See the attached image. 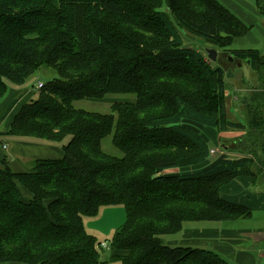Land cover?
<instances>
[{
    "label": "trees",
    "instance_id": "1",
    "mask_svg": "<svg viewBox=\"0 0 264 264\" xmlns=\"http://www.w3.org/2000/svg\"><path fill=\"white\" fill-rule=\"evenodd\" d=\"M252 1L264 16V0ZM250 29L218 0H0V99L8 83L23 85L43 68L54 74L19 110L9 134L70 138L62 159L35 161L30 172L15 174L0 162V264H104L107 249L83 218L117 205L126 220L108 241L111 262L229 264L214 250L171 247L165 237L191 223L252 217L220 190L239 176L264 179V108L248 100L249 123L229 119L228 73L187 47L182 35L231 51L263 85L264 55L233 49ZM158 30L165 35L160 42L141 35ZM190 74L206 85L200 100L198 91L194 97L171 88L174 80L194 82ZM113 95L136 103L116 102L109 114L75 107ZM197 126L245 133L234 146L248 153L182 172L211 156V138ZM109 137L122 157L104 152Z\"/></svg>",
    "mask_w": 264,
    "mask_h": 264
},
{
    "label": "crops",
    "instance_id": "2",
    "mask_svg": "<svg viewBox=\"0 0 264 264\" xmlns=\"http://www.w3.org/2000/svg\"><path fill=\"white\" fill-rule=\"evenodd\" d=\"M218 1L242 24L251 28L246 36L235 40L233 49H253L264 55V19L258 18L262 15L256 3L252 0ZM259 6L264 10V1H260ZM30 79L23 85L8 83V92L5 97L0 99V162L6 161L15 174L30 172L32 164L38 160L62 159L63 148L70 141V138L63 142H54L9 134L12 122L19 110L35 98L36 85ZM200 129L199 131L206 133L209 138L216 141H219V137L221 138V135L212 128L201 127ZM225 135L229 137L228 133H223L222 136L226 137ZM241 135L237 132L232 133L233 138L236 137V139ZM210 148L214 154H211L206 163L195 167H206L223 159L243 157V153L237 151L235 146H231V148L226 146L224 153L227 154L223 157L216 156L219 153L217 146L210 145ZM18 187L22 199L30 200V193L22 186ZM220 193L224 201L251 210L252 217L215 225L190 226L191 224H189L181 232L180 244H188L186 245L188 247L194 245L200 248H209L220 255L222 254L223 258L232 264H264V190L257 188V183H254L251 176L243 175L223 186ZM125 220L126 211L123 205L101 207L97 216L83 218L85 229L89 235L95 238H101L104 235L110 238L109 241ZM101 226H105L107 230L99 232ZM102 242L100 240V243ZM171 244L177 245L178 241L174 240ZM110 253L111 251L107 250L106 257L102 258L106 262L105 264H121L120 262H111L109 260Z\"/></svg>",
    "mask_w": 264,
    "mask_h": 264
},
{
    "label": "rangeland",
    "instance_id": "3",
    "mask_svg": "<svg viewBox=\"0 0 264 264\" xmlns=\"http://www.w3.org/2000/svg\"><path fill=\"white\" fill-rule=\"evenodd\" d=\"M29 8H31L29 6ZM39 13V12H38ZM260 19H264V16L258 17ZM141 35L148 41L152 42H160L161 40L165 39L164 32L161 30L158 31H147L146 33H141ZM185 35V36H184ZM183 38H184V44L189 47L196 49L199 51L201 54H203L206 57V61L211 63L212 65H217L222 67L225 70V73H230L233 74L232 78H227V90L225 93L226 97V105H227V115L228 118L234 121H240L242 123H249L247 119V108L245 106L247 104L240 103L242 99L247 98L250 101V106L252 108H255L256 105H258L260 108H264V84L261 85L259 84V75L253 71L250 67V65L243 60L240 59H234L233 62L229 61V58H232V54H230L231 51H227L226 49H217L214 45L210 43H206L203 40L197 39L193 36L186 35L183 33ZM208 49H214L218 52V60L217 62H213L208 58ZM54 74L50 69L43 68L41 69L35 76H33L30 81H32L35 85H37L38 82H49L53 79ZM186 78H192L193 81L187 80V79H182V80H174L171 82V88L176 90V92L180 91L182 93V89H185L186 92L193 93V96L195 97L196 91H198V98L200 100L201 95L207 93L206 91V85H204L203 81L201 78L195 77V75H188ZM39 95V90H35V98H37ZM257 96L258 99L256 101L252 100L253 97ZM208 100H211L210 98ZM116 102H126V103H136V99L134 97H126V96H121V95H113V96H108L104 99L101 100H93V99H86L84 101H80L75 103V107L78 109H84L87 111L91 112H97V113H102V114H109L111 113V105L116 103ZM263 116H264V111H263ZM200 129L201 127H196ZM201 130V129H200ZM201 132V131H200ZM232 133L236 132H228L229 137H223L221 134V138L219 137V141L215 139H209L211 142L209 143L213 147H218L217 151L219 153L216 154L218 157H223L226 156L227 153H224V148L227 146L228 148H231V146H234V141L237 140L236 137L233 138ZM241 133L243 136L245 133L242 132H237ZM204 136H207V140L209 136L204 133ZM104 152L107 154H110L112 156L116 157H122V154L119 150H117L111 143V137L105 139L103 141V146H102ZM223 152V154H221ZM243 156L246 155L244 152H242ZM214 154V153H213ZM212 154V155H213ZM215 156V155H214ZM217 157V158H218ZM204 167H193L191 169H184L182 172L184 173H195L200 171ZM257 188L258 189H263L264 190V179L260 178V182L257 183ZM218 223H191L190 226H198V225H215ZM107 228L105 226H101V228L98 230L99 232L101 231H106ZM103 235V234H102ZM176 236V235H175ZM175 236H167L165 237L166 243L168 245L172 246H186L188 244H180V239L182 237V233L178 235L177 237ZM98 242L100 243V240H102V243H105L106 241H109L110 238L107 236H102L101 238L96 237ZM176 238V239H175ZM177 240L178 244L173 245L171 244L172 241ZM192 247H198L192 245ZM107 255V250H103L101 257L104 258ZM222 257H224L221 254ZM227 261V260H225ZM106 263V262H105ZM104 263V264H105ZM227 263L232 264L229 260Z\"/></svg>",
    "mask_w": 264,
    "mask_h": 264
},
{
    "label": "water",
    "instance_id": "4",
    "mask_svg": "<svg viewBox=\"0 0 264 264\" xmlns=\"http://www.w3.org/2000/svg\"><path fill=\"white\" fill-rule=\"evenodd\" d=\"M207 53H208V58L213 61V62H216L218 60V52L214 49H208L207 50ZM233 57L232 58H229V61L230 62H233ZM233 77V74H231V72L227 75V78H232ZM248 102V99L245 98L244 100V104H246Z\"/></svg>",
    "mask_w": 264,
    "mask_h": 264
},
{
    "label": "built area",
    "instance_id": "5",
    "mask_svg": "<svg viewBox=\"0 0 264 264\" xmlns=\"http://www.w3.org/2000/svg\"><path fill=\"white\" fill-rule=\"evenodd\" d=\"M44 86V82H38L37 85L35 86V90H41ZM214 151H211V154H213ZM103 249H107L109 250L110 247H109V243L108 242H105V243H101L100 245Z\"/></svg>",
    "mask_w": 264,
    "mask_h": 264
}]
</instances>
